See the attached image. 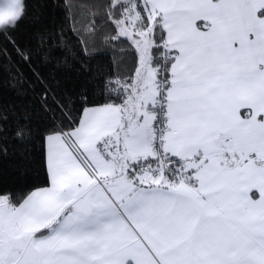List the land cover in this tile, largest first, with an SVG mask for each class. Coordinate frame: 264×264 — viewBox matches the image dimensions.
<instances>
[{
	"label": "snow or ice",
	"instance_id": "6c2138e0",
	"mask_svg": "<svg viewBox=\"0 0 264 264\" xmlns=\"http://www.w3.org/2000/svg\"><path fill=\"white\" fill-rule=\"evenodd\" d=\"M50 2L0 31V163L34 174L0 264H264V0Z\"/></svg>",
	"mask_w": 264,
	"mask_h": 264
},
{
	"label": "trees",
	"instance_id": "16d2710c",
	"mask_svg": "<svg viewBox=\"0 0 264 264\" xmlns=\"http://www.w3.org/2000/svg\"><path fill=\"white\" fill-rule=\"evenodd\" d=\"M64 0H56L55 3H49L47 10L45 12L44 23L48 24L53 20L58 22H63L64 12L60 7H57V3H63ZM69 2L76 3L80 9L87 8V0H69ZM26 3H29V0H26ZM31 14H35L36 9H29ZM42 25L34 24L27 20L23 21L20 26V31L17 34V38L21 41L26 40L29 36H31L34 32H36ZM71 39V38H70ZM11 47L10 45L8 46ZM53 54L62 58L64 56V52L60 48H56L53 50ZM107 57L98 56L96 57L95 63L102 64L106 61ZM5 99H14V93L9 91L8 89L4 90ZM33 172L29 170V172L22 176L14 167V161L10 158H6L0 163V181H3L5 184H15L18 186H22L25 183H30L33 179Z\"/></svg>",
	"mask_w": 264,
	"mask_h": 264
},
{
	"label": "clouds",
	"instance_id": "9594fccd",
	"mask_svg": "<svg viewBox=\"0 0 264 264\" xmlns=\"http://www.w3.org/2000/svg\"><path fill=\"white\" fill-rule=\"evenodd\" d=\"M26 11V0H0V31L15 27Z\"/></svg>",
	"mask_w": 264,
	"mask_h": 264
}]
</instances>
